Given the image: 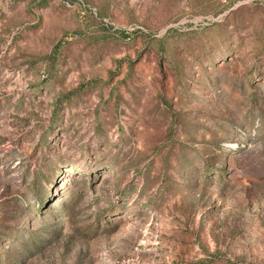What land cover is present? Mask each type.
<instances>
[{
    "label": "rangeland",
    "instance_id": "obj_1",
    "mask_svg": "<svg viewBox=\"0 0 264 264\" xmlns=\"http://www.w3.org/2000/svg\"><path fill=\"white\" fill-rule=\"evenodd\" d=\"M0 264H264V0H0Z\"/></svg>",
    "mask_w": 264,
    "mask_h": 264
}]
</instances>
